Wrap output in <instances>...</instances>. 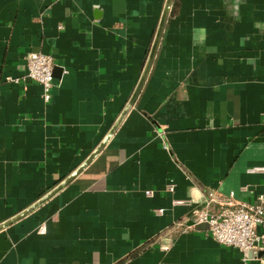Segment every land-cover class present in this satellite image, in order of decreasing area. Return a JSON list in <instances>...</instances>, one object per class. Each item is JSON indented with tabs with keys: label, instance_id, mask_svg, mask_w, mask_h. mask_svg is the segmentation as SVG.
<instances>
[{
	"label": "crops",
	"instance_id": "0c3cea01",
	"mask_svg": "<svg viewBox=\"0 0 264 264\" xmlns=\"http://www.w3.org/2000/svg\"><path fill=\"white\" fill-rule=\"evenodd\" d=\"M165 2L0 0V224L109 133ZM33 51L54 58L49 102L34 81H8ZM263 114L264 0H174L135 105L82 174L0 232V264H261L208 229L173 228L210 192L264 194V173L250 172L264 167Z\"/></svg>",
	"mask_w": 264,
	"mask_h": 264
},
{
	"label": "built area",
	"instance_id": "2783aa9c",
	"mask_svg": "<svg viewBox=\"0 0 264 264\" xmlns=\"http://www.w3.org/2000/svg\"><path fill=\"white\" fill-rule=\"evenodd\" d=\"M54 67L53 56L33 51L25 57L26 74L21 78H8V81H34L41 85L43 98L49 102L55 86ZM262 120L264 123V114ZM250 172L264 173V167H254ZM169 190L173 192L174 187H169ZM241 190L245 191L247 187H241ZM182 203L175 202L178 205ZM201 224L208 225V232L215 241L239 250L243 261L264 264V233L258 230L264 227V194L259 195L254 202H246L238 201L234 193L224 196L216 191L210 192L201 205L192 209L190 223H176L173 230H191Z\"/></svg>",
	"mask_w": 264,
	"mask_h": 264
},
{
	"label": "water",
	"instance_id": "95a60500",
	"mask_svg": "<svg viewBox=\"0 0 264 264\" xmlns=\"http://www.w3.org/2000/svg\"><path fill=\"white\" fill-rule=\"evenodd\" d=\"M174 0H166L165 6L160 18V22L156 31V35L149 53V56L147 58V61L145 63L143 73L141 75V78L136 86V89L134 90L130 100L128 101L127 105L125 106L124 110L122 111L121 115L109 131V133L106 135V137L102 140V142L98 145V147L92 152V154L77 168L75 171H73L68 177H66L62 182H60L57 186H55L51 191H49L46 195L41 197V199L37 200L35 203H33L28 208L24 209L17 215L13 216L12 218L8 219L7 221L0 224V232L7 229L9 226L17 223L18 221L24 219L28 215L35 212L37 209H39L41 206H43L45 203H47L49 200H51L53 197H55L58 193H60L62 190H64L68 185H70L80 174H82L88 166L101 154V152L106 148L114 134L117 132L125 118L127 117L130 110L135 105L138 97L140 96V93L145 85V82L148 78V75L150 73V70L152 68L153 62L155 60L157 51L159 49L160 43L162 41L165 28L167 26L170 13L173 7ZM196 229H208L207 224H201L197 225L195 227Z\"/></svg>",
	"mask_w": 264,
	"mask_h": 264
}]
</instances>
